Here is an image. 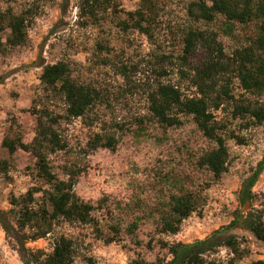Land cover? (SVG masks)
<instances>
[{"label":"rangeland","instance_id":"rangeland-1","mask_svg":"<svg viewBox=\"0 0 264 264\" xmlns=\"http://www.w3.org/2000/svg\"><path fill=\"white\" fill-rule=\"evenodd\" d=\"M110 1L93 21L79 9L80 0H0V15H22L27 33L25 43L10 47L5 44L10 31L2 22L0 161L7 167L0 168V210L11 207V196L40 184L32 154L21 149L10 154L1 140L4 135H19L23 142L31 141L40 106L63 114L62 102L46 94L39 76L44 64L64 60L72 77L98 89L103 101L85 117L60 120L58 130L66 146L51 154L49 163L62 179L65 166L80 171L73 190L92 205L93 220L58 222L45 237L27 239L25 246L49 253L54 237L64 234L73 240V264H127L133 258L165 262L170 258L169 244L202 239L232 219L239 183L264 150V122L257 124L236 113V105L254 96L240 87L233 71L220 75L217 88L227 84L233 97L214 110L228 150L226 170L214 178L197 159L215 143L202 135L191 115L177 113L179 124L160 125L148 110V92L158 81L177 84L186 95L195 90L180 73L204 58L198 48L185 60L180 57L188 25L215 31L227 55L247 43L254 26L235 25L233 34L224 33L221 16L210 23L191 22L185 15L190 0H155L156 16L147 36L120 23L141 0ZM95 133L113 135V147L91 148ZM184 190L200 196L197 209L181 221L176 233L162 231L161 214L169 196ZM252 190L255 205L264 210V169ZM232 232L242 237L240 246L246 250L238 264L264 262V243L247 230ZM232 256L220 246L204 259L206 264H228ZM0 264H23L14 241L1 228Z\"/></svg>","mask_w":264,"mask_h":264},{"label":"trees","instance_id":"trees-1","mask_svg":"<svg viewBox=\"0 0 264 264\" xmlns=\"http://www.w3.org/2000/svg\"><path fill=\"white\" fill-rule=\"evenodd\" d=\"M156 1L141 0L138 7L127 12L128 20L120 23L151 34V25L156 16ZM110 0H80L79 9L91 20L98 19L99 12L110 7ZM185 15L191 22H213L216 16L223 17L224 33L233 34L235 25L252 24L253 32L248 35L245 45L237 46L230 55L225 54L217 34L188 25L183 29L181 58L193 53L197 48L203 52V61L190 68L189 72L180 70L195 90L186 95L177 84L158 81L148 92V110L153 119L162 126L179 124L177 113L191 115L202 135L215 145L203 152L197 159L200 167L206 168L212 177L218 178L225 170L228 157L227 146L217 125L214 110L233 96L227 84L217 88V78L227 71H233L240 87L254 97L246 103L235 106L239 115H247L252 122H264V0H190L185 6ZM6 21L9 34L5 44L14 47L26 41L27 33L22 15H0V53L4 44L1 40L2 22ZM44 91L63 104V114L53 113L44 105L35 110V130L29 142H23L19 135H4L1 147L10 154L21 149L32 154L34 168L40 184L31 186L19 196H11L8 210H0V228L5 236L15 243V249L23 264H73V240L59 234L54 237L52 250L44 253L25 246L26 240L45 237L58 222L91 223L92 205L82 201L74 193L73 186L80 171L75 167H63L66 178H59L51 169L49 156L63 150L66 146L58 126L60 120L85 117L103 95L94 86L78 82L72 77L67 61L59 60L42 66L39 76ZM114 136L95 133L89 146L113 147ZM7 167L0 161V168ZM264 169V150L251 172L239 183L236 200L237 208L232 219L215 229L208 236L192 242H175L167 247L170 258L165 262L159 259L146 260L133 258L127 264H206L204 254L226 247L233 254L228 264H238L246 252L241 247L240 235L234 229L249 231L253 237L264 243V210L255 205L252 190L259 174ZM39 194L38 198L35 195ZM200 196L193 191L184 190L171 194L167 208L161 214V229L174 234L181 221L194 212L199 205ZM16 228H14L12 221ZM249 264H264L260 259Z\"/></svg>","mask_w":264,"mask_h":264}]
</instances>
